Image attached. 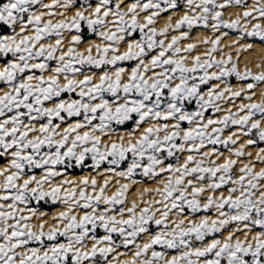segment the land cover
<instances>
[{
	"label": "snow or ice",
	"instance_id": "6c2138e0",
	"mask_svg": "<svg viewBox=\"0 0 264 264\" xmlns=\"http://www.w3.org/2000/svg\"><path fill=\"white\" fill-rule=\"evenodd\" d=\"M229 7L244 11L226 20ZM197 27L213 36L182 47ZM224 29L238 32L227 46L236 60ZM256 40L264 0H2L0 264H264V168L245 151L264 143V99L254 101L264 71L239 68ZM232 76L248 83L234 88ZM129 122L126 135L114 127ZM85 167L118 178L115 191L111 178H66ZM138 175L163 177L160 199L141 193L129 206ZM33 202L64 210L49 224Z\"/></svg>",
	"mask_w": 264,
	"mask_h": 264
},
{
	"label": "bare ground",
	"instance_id": "6f19581e",
	"mask_svg": "<svg viewBox=\"0 0 264 264\" xmlns=\"http://www.w3.org/2000/svg\"><path fill=\"white\" fill-rule=\"evenodd\" d=\"M254 3H255V0H250L248 4L251 6ZM243 11H244V9L242 7H229L224 12V19L227 20L230 17L234 18L237 13H242ZM71 14L72 13H69V15H71ZM179 14H182V12L178 13V15ZM167 15L168 14H162V17L159 19L158 24H157L158 28L163 27L167 23ZM172 23L174 24L175 20H173ZM171 34L179 35V33H171ZM212 36H213V33H212L211 30L207 31L203 27H197V28H195L193 34H191V39L182 41L181 42V46L183 47L184 45H186L187 43H190V42L199 43L205 37H212ZM237 36H238V34L236 36H233V35L229 34L228 37L224 38V40L222 41V44H221V47L224 48L225 52H231L232 53L233 60H236L237 53H236L234 47H227V46L230 45L232 43V40L235 37H237ZM250 41L251 40H249V41L248 40H244V41H242V43H248ZM84 47H86V45H82L81 46V48H84ZM208 47H209L208 45H204V44L200 43L198 49L194 51L193 55H203V53L206 51V49ZM215 55H216V58L219 59L221 54H215ZM261 62H264V45H260L259 41L256 40L254 42V51H251V52H248V53H243V54L240 55L239 68H240L241 71H243L245 65H247L248 67H250L252 69L253 72L264 71V67L259 68V69L256 68V64L261 63ZM125 66L128 67L127 65H125ZM213 83H216V82H213ZM230 83L232 84V86L234 88H238L241 85H244V83H242V81H238V80H236L235 82H230ZM255 91H256V96L254 97V101L259 103L261 101V99H264V96L261 95V93L264 92V84L259 85L255 89ZM65 98H67V96H65ZM242 102L243 103H247L248 101L243 100V99L236 100L235 104L239 105ZM221 107L224 108L225 110H227L228 108H232V111H234V112L237 110L235 107L232 106V104L225 103V102H221ZM206 115H208V114L206 113ZM222 115H224L223 112L222 113H217V116H222ZM146 126L147 125H145V127ZM118 130H119L120 134H125L126 135L127 131L130 130V129H128V128H118ZM233 130H235V129L232 128V130H225L224 136L226 137ZM247 139H248L247 137H243L241 139L240 143L246 142ZM260 147H264V145H256V146H253V147H249V148H247L245 150L246 152H251L252 153L251 159H252V162L255 164V170L257 172L260 171L261 168H264V164H260V163L255 161V153L258 150V148H260ZM205 150H207V149H205ZM221 152L224 153V158H227L229 156V152H228L227 149L225 151H221ZM187 155H188V153L180 154L181 161ZM213 158H215V157H213ZM224 158H221V160L219 162L223 163V159ZM232 158L235 159V157H232ZM248 159L249 158L247 156L240 158V160L243 161V162H247ZM3 163H4V161L0 162V165H2ZM240 166H242V165L240 163H238L236 168H235V171H236L237 175H239V167ZM101 171H103V169H101ZM93 172H94V174H88L87 172L86 173H80V174L75 173V172H68L66 178L78 181L81 177H84V176H88V177L96 176V178L98 179V183L101 184V185L103 184V179L104 178H111L113 183L109 185V189H108V192H107L108 195H111L112 192L115 191V180L118 179V178L111 177V175L109 173H104L103 177H99V176H97L95 171H93ZM39 174H37V175H39ZM162 178L163 177H157V179L155 181H153L152 183H150V184L144 183L142 180L137 179L138 183L132 186V188L130 190V194L128 196V199L130 200V202L132 200H136L139 203L140 194L141 193H144V196H143L144 201H151V200H154V199L155 200L160 199V197L156 194L155 189L158 188V187H161L160 180ZM58 179H60V178H58ZM121 183H126V181L122 180ZM145 189H147L149 191L145 192ZM89 191H91V189H89ZM220 191H223L224 194L227 195L226 188L221 189ZM21 207H24V206L21 205ZM63 210H64V205L62 203H60V208H53L49 212H47V211H45L43 209H39L40 212H45V213L48 214L44 219L46 221H48L49 224L52 223V217L57 215L60 211H63ZM24 214L27 215L28 213L25 212ZM208 215H213V213H208ZM172 219H175V217L173 216ZM40 222L41 221L36 219V218H33V220H32V223L34 225H38ZM255 232L256 231H254V233ZM223 235L226 236L227 232H224ZM240 238L241 239L243 238L242 234L240 235ZM144 239H147V237L145 236ZM208 241H210V239L206 240L205 243H207ZM139 242L140 241H138V243ZM197 246H199V242L197 243ZM30 247H34V246H30ZM157 250H161V249L158 248ZM119 252H126V251L124 250V248H122V249H119ZM127 253L128 254L126 256H122L121 259L130 258L131 253L128 252V251H127ZM150 254L151 253H149V256H150ZM171 255H174V254H169V258H170ZM109 259H111V257H109ZM86 264H87V262H86Z\"/></svg>",
	"mask_w": 264,
	"mask_h": 264
},
{
	"label": "rangeland",
	"instance_id": "374dc122",
	"mask_svg": "<svg viewBox=\"0 0 264 264\" xmlns=\"http://www.w3.org/2000/svg\"><path fill=\"white\" fill-rule=\"evenodd\" d=\"M249 1L250 0H247V3H249ZM0 2H2V0H0ZM165 14H167V13H165ZM195 30V29H194ZM194 30L192 31V33L191 34H193V32H194ZM207 31H210V29H206ZM225 31H227L229 34H231V35H233V36H236L237 34H238V32L236 31V30H228V29H224ZM252 38H248V39H246V40H251ZM134 63V62H133ZM125 65H127V66H130L129 64H125ZM237 79H236V77L235 76H232V77H229L228 78V81H229V83L230 82H235ZM242 83H244V84H246V83H248V81H242ZM2 85H0V87H1ZM65 96H67V94H65ZM237 100H241V99H237ZM186 107L188 108V110H194L195 109V103L193 102L192 104H187L186 105ZM208 115L209 114H211V110H209V113H207ZM217 115V114H216ZM185 127H187V125L185 124L184 125ZM114 127H117V128H128V129H130L131 127H132V124H131V122H129V123H127L126 125H124V126H115L114 125ZM226 130H232V128H229V129H226ZM258 145H264V143H261V144H258ZM218 148H219V150H221V151H225L226 150V148H224L223 146H219L218 145ZM179 156H180V154H178ZM180 159H181V156H180ZM0 162H3V160H0ZM172 162H175V160H174V158H172ZM87 163H91V161L89 160ZM103 169V168H102ZM36 171V174H39L40 173V170H35ZM68 172H75V173H78V174H80V173H88V174H94V172L92 171V169H90V168H87V167H85V168H72V169H69L68 170ZM136 179H140V180H142L144 183H147V184H150V183H152L153 181H155L157 178H155V179H152V178H148V177H143V176H137L136 177ZM128 201H129V206H130V200L128 199ZM31 207H37L38 209H43V210H45V211H47V212H49L51 209H53V208H60V203H56V204H52L51 202H41V204L40 205H36L35 204V202H33V204L32 205H30ZM101 207H103L102 205H101ZM209 213H211V212H209ZM197 215H204V213H199V214H197ZM153 230H155V227L153 226ZM254 231H259V229H255ZM103 233H102V230H98V235H102ZM211 238L212 237H208V238H206V240H211ZM61 240H63V238H60ZM47 243H51V242H48V241H46V244ZM198 243V242H197ZM29 246H34V247H38L39 245H37V244H35V243H33V244H31V245H29ZM159 247H157V249H158ZM120 249H122V248H120ZM126 252L128 251V250H126V249H124ZM168 252H169V254H176L174 251H172V250H167Z\"/></svg>",
	"mask_w": 264,
	"mask_h": 264
}]
</instances>
